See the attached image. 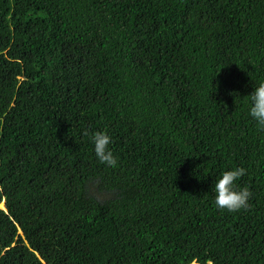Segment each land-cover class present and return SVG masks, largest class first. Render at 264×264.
Returning a JSON list of instances; mask_svg holds the SVG:
<instances>
[{
    "label": "trees",
    "instance_id": "16d2710c",
    "mask_svg": "<svg viewBox=\"0 0 264 264\" xmlns=\"http://www.w3.org/2000/svg\"><path fill=\"white\" fill-rule=\"evenodd\" d=\"M260 82L264 0H0V264H264Z\"/></svg>",
    "mask_w": 264,
    "mask_h": 264
},
{
    "label": "clouds",
    "instance_id": "9594fccd",
    "mask_svg": "<svg viewBox=\"0 0 264 264\" xmlns=\"http://www.w3.org/2000/svg\"><path fill=\"white\" fill-rule=\"evenodd\" d=\"M248 114L261 130H264V82H260L249 94ZM93 151L102 164L115 166L116 157L110 148L111 136L107 132L95 131L91 134ZM245 175V169L234 167L224 170L213 185L214 203L218 209L237 212L247 207L251 192L247 187L238 186L237 181Z\"/></svg>",
    "mask_w": 264,
    "mask_h": 264
},
{
    "label": "rangeland",
    "instance_id": "374dc122",
    "mask_svg": "<svg viewBox=\"0 0 264 264\" xmlns=\"http://www.w3.org/2000/svg\"><path fill=\"white\" fill-rule=\"evenodd\" d=\"M4 206V205H3Z\"/></svg>",
    "mask_w": 264,
    "mask_h": 264
},
{
    "label": "water",
    "instance_id": "95a60500",
    "mask_svg": "<svg viewBox=\"0 0 264 264\" xmlns=\"http://www.w3.org/2000/svg\"><path fill=\"white\" fill-rule=\"evenodd\" d=\"M4 209V208H3Z\"/></svg>",
    "mask_w": 264,
    "mask_h": 264
}]
</instances>
